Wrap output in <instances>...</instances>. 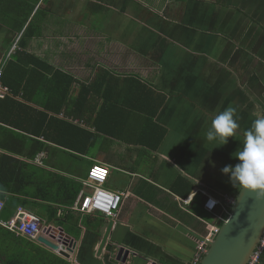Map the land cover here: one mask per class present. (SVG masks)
<instances>
[{"label": "crops", "instance_id": "obj_1", "mask_svg": "<svg viewBox=\"0 0 264 264\" xmlns=\"http://www.w3.org/2000/svg\"><path fill=\"white\" fill-rule=\"evenodd\" d=\"M91 1L101 2V4L107 5L108 9H116L119 17L124 18L127 22L134 21L139 23L143 26L144 31L132 32L130 29H127L126 32H122L118 28L120 30L117 31L118 34L113 35L109 32V29L115 26L114 23L109 28L107 26V29L103 31H97L96 29H92L95 26L89 30V27H87L89 25L82 21H76L79 19L78 17L71 19L73 16V12L71 11L77 5H80L78 7L80 8L83 4L87 5V2L91 3ZM168 1L169 3H167ZM39 5L46 9L49 8L50 11L44 14L43 19L38 20L39 30H44L42 31L43 33H36L32 36L26 44V50L37 54L43 59L45 57L52 65L61 66L77 76H92L99 66H104L119 73H138L137 71L123 70L124 68L118 71V67L107 60V49L113 45L116 48L122 46L118 42L125 44L122 49L116 50L118 54H128L136 48L137 51L133 53H139L146 58L149 57L153 61H157L155 59L160 55L156 47L159 46L158 43H161V41L167 46L174 40L173 43L175 45H173V48L176 49V54L182 53L177 48L179 45L178 31L182 27L186 29L184 33L186 37L189 36L186 49L189 51L190 57L195 58V51L200 52L201 43L204 38L222 36L219 35L218 31L220 27L217 26L222 24L220 21L223 19V14L229 9H236L235 6H231L229 0H135L130 3L126 2V0H47L39 2L35 10ZM71 5H73V9H71ZM59 8L65 9L68 12L63 14L56 12V9L58 10ZM78 8L75 12L80 11ZM236 10L238 11L236 15L241 12V14L248 16L249 20H255L252 14L245 13L239 7ZM90 12L93 13L94 11L90 9ZM154 12L158 13H155L156 19L147 17L150 14L153 15ZM131 14H134V16ZM51 16H60L64 20L63 28L46 29L49 26L48 23ZM180 17L182 19H179ZM170 19L175 20V22H170ZM184 19L185 21L182 22ZM146 21L147 23L145 24ZM73 23H76L78 32L70 30ZM170 24L179 27L178 30H169ZM162 25L166 28L164 33L169 31L163 40L157 38L162 36V33H159ZM0 37H4V42L3 38H0L3 42L1 43L0 41V69L2 70L10 54L15 52L20 35L16 37L15 32L0 23ZM193 37L194 39L200 37L196 40V46L193 42ZM156 39L160 41L157 42ZM81 40H90L91 42L94 40L96 52L100 55L105 53V55H102L103 59L97 60L96 58L88 57L83 61L79 60L77 51L70 50L69 43L72 45L74 43L75 49H77L76 46L80 45ZM63 46H66L71 51L70 55L64 54L63 50H66V48ZM142 47H147L148 49H143ZM209 49L210 47L204 51L210 52L208 54H210V57L211 55L213 57V52L216 50L213 48ZM57 52L62 53L65 58L61 62H56L59 64L53 62V58ZM74 54L77 55L74 57ZM176 54L172 50L168 51L169 56L175 57ZM183 60L184 58L182 57V60L179 62L181 64L186 63L182 67L185 69L186 75L177 77L178 84L175 88L179 93L175 95L170 90L175 88L171 85L169 89V87L165 86V82L160 79L161 76L157 71L159 67L155 62H152L153 71L149 74H138L150 79L155 88L166 93L168 98L178 96L175 97L174 101L179 99L183 102L192 96L189 91L192 88L194 89L197 83L202 82L195 70L197 64L193 62L194 59H190V62H183ZM136 67L138 68L139 65H136ZM174 112V109L172 112H169L168 108H163L158 115V119L160 115L165 116L167 113H170L169 116H172ZM178 120L179 118L177 117L176 121L169 125L160 120L168 127V132L165 140L156 152L149 151V154L141 153V146L131 147V145H127L121 141H113L107 145V149L101 150V154L98 156L83 155L88 163L89 161H98L108 166L109 176L105 184L106 187L114 191L126 193L116 218L108 219L98 213L82 214L70 207L71 211L80 213L77 220V225L80 229L78 234L74 229L75 226L71 225V221L67 225H61L54 222L44 223L41 219L39 234L34 238L18 234L0 224V264H152L153 262L155 264H190L194 258L199 241L212 226L219 224L216 216L204 209L205 196L201 193V190L215 196L214 188L219 187L223 183L225 185L226 182L223 181L224 179L219 180L217 177L215 178L217 179L215 182L212 177H208L205 162L210 157L216 158L220 160L218 164L221 169L223 165L225 166L230 162V159L224 157L226 155H221L220 151L219 153H211L209 150L211 149L210 144H214V142H207L205 136L201 138L202 143L197 144L200 147H196L192 141V134L190 135L189 133L188 123L185 122V126H183ZM28 136L34 137L33 135ZM35 138L43 142L45 147L34 157H31V154L26 155L28 154L26 150L33 145L27 141L25 144L26 149L22 153H15L2 148H0V152L46 170L51 169L50 165L52 162H59L57 156L66 157L65 150L62 147L48 142L42 137ZM200 150H205V157L199 154ZM226 161L228 162L226 163ZM79 166L78 169H80ZM56 167L57 172L67 174L64 166ZM87 170L84 169V174ZM70 172L72 171L69 169L68 173ZM179 175L185 176L193 182L192 189H190L184 199L171 190L172 184ZM77 179L80 180L82 177ZM222 181L223 183H221ZM238 189L239 187L233 189L230 186L228 189L225 188V191L220 193V195L218 194V196L227 195L229 192H233V190L237 192ZM15 195L26 196L22 194ZM11 198V194L2 190L0 191V200L4 203L0 220L5 222L15 214L18 206L24 207L22 204H18L16 207L15 202ZM194 205H197L201 211L210 214L213 220L215 219V223H206V220H203L192 212L191 206L193 207ZM26 210L31 212L28 209ZM175 210L183 211L184 214L188 213L193 221L198 219V227L194 228L192 225H187ZM220 212L219 207L215 211V214L217 215ZM102 219L106 221L102 222ZM110 220L113 221L112 228L105 245L98 253L100 241ZM85 223L91 224L86 225ZM67 226L70 227L67 228ZM60 230L63 231L64 236L61 235ZM68 235H70V239L74 240L75 243V246L70 249H68L70 244L63 245L61 240H58L60 236L66 237ZM39 236L45 237L59 246L58 249L54 250L44 245L38 240ZM112 246H116V248L124 247L125 250H129V254L124 261L115 260L117 249L111 254L110 247ZM59 250H62L64 253H60Z\"/></svg>", "mask_w": 264, "mask_h": 264}, {"label": "trees", "instance_id": "obj_2", "mask_svg": "<svg viewBox=\"0 0 264 264\" xmlns=\"http://www.w3.org/2000/svg\"><path fill=\"white\" fill-rule=\"evenodd\" d=\"M41 1L47 0H0V23L16 37L20 35L0 75L1 84L8 89L0 97V148L22 153L26 141L31 142L26 155L34 157L45 147L35 138L42 137L62 147L74 162L70 167L52 162L51 169L46 170L0 152V191L11 194L16 207L22 204L44 223L67 225L71 221L78 234L80 213L70 207L82 188L77 178L87 174L75 173H80V159L86 161L83 155L97 143L100 150H105L113 141L141 146V153L156 152L168 132L158 115L170 102L166 93L138 73H119L99 66L92 76H77L28 52V40L40 33L38 20L50 11L40 5L35 10ZM244 54L250 58L248 52ZM262 84L258 92L264 91ZM56 166H64L67 174L57 172ZM69 169L72 172L68 173ZM192 187V180L179 175L171 190L184 199ZM228 194L235 196L236 191ZM215 197L223 198L218 194ZM256 264H264V246Z\"/></svg>", "mask_w": 264, "mask_h": 264}, {"label": "rangeland", "instance_id": "obj_3", "mask_svg": "<svg viewBox=\"0 0 264 264\" xmlns=\"http://www.w3.org/2000/svg\"><path fill=\"white\" fill-rule=\"evenodd\" d=\"M132 1L135 0H126V2L129 3ZM167 3H169V1ZM229 3L231 6H235L236 9L239 7L245 13L252 14V17L255 20H249L250 18L244 14H241V12V15H236V12H238L236 9H229L223 14V19L220 21L222 24L217 26L220 27L218 32L219 35L222 36H211L208 39L204 38L203 42L201 43L200 52L195 51V58H191L189 51L186 49L189 36L186 37L184 34L186 29L183 27L178 31L179 45L177 47L179 51H182V53L179 52L176 54V49L173 48V45H175L173 43L174 40L167 46H165L164 42L161 41V43H158L159 46L156 47L157 52H160V55L157 56V59H155L157 61H153L149 57L146 58L144 55L139 53H133L134 51H137L136 48L131 53L118 54L116 50H120L125 46L123 42H118L122 46L119 48L114 47V45L109 47L107 49L108 55H106V57H108L107 60L110 63L118 67V71H121L124 68L123 70L137 71L141 74H149L151 71H153V66L151 65L152 62H155L159 67V70L157 71L161 76L160 79L165 82V86L169 87V89L171 88V85L173 88L176 87L178 84L177 77L186 75L185 69L182 68L184 65H186V63L181 64L179 62L182 60V57L184 58L183 62H190V59H194L193 62L197 64L195 70L197 71V75L201 78L202 82L197 83L194 86L195 88H192L191 91H189L192 96L181 103L176 100L174 101L175 97L178 96L169 98L170 103L169 107H167L168 111L172 112L174 109L175 112L172 114V116H169L170 113H167L165 116L160 115L159 119L164 121V123L167 125L174 123L177 117L179 118L178 121L181 123V125L183 124V126H185V122H187L189 133L190 135L192 134L193 137L192 141L195 143L196 147H200L197 144L202 143L201 138L205 136L208 127L211 125L212 119L218 113L224 111L225 108L229 106L234 107L236 109V116L234 119H236V122L238 123V128L235 131V135L230 137L228 144L222 147L212 149L214 144H210L211 149L209 150L211 153H219L220 151L222 153L221 155H226L224 157L230 159V162L226 161V163L228 162L227 164H235L237 163V160L232 156V153H234L238 147L242 146L245 133L251 128L252 122L257 118L264 117V91H257V87L264 83V0H229ZM79 6L80 5H77L76 8L71 11L73 12L71 19L78 17L79 19L76 21H82L89 25L87 26L89 27V30L95 26L92 29L103 31L104 29H107V26L109 28L111 24L114 23L115 26H112L109 29V32L113 35L118 34L117 31H120L118 28H120L122 32H126L127 29H130L132 32L144 31L142 25L134 21L127 22L124 18L119 17V13H117L116 9H108V6L101 4V2L91 1V3L87 2V5L83 4L82 7L78 8ZM77 8L80 10L79 12H75ZM59 9H56V12H60L61 14L68 12L65 9ZM71 9H73V5H71ZM90 9H92L94 12H90ZM155 13L157 12H154L153 15L150 14V16L147 17H153L156 19ZM131 15L134 16V14ZM80 17L82 18L80 19ZM179 19L182 18L180 17ZM183 21H185V19L182 20V22ZM63 23L64 20L61 19L60 16H51L50 22L48 23L49 26L46 29L51 30L63 28ZM146 23L147 21L145 24ZM75 25L76 23L71 24L70 30L78 32V27ZM138 25H140V27H138ZM178 28L179 27L171 24L170 27H168L169 30L173 29L174 31L178 30ZM164 30H166V28H164L162 25L161 30L159 31V33H162V36L157 38L163 40L164 36H166V34L169 32L167 31L164 33ZM42 31L44 30H39V32ZM0 38H3L4 42V37ZM197 39H194L193 37L195 46ZM0 41L3 43L2 40ZM156 41L159 42L160 40L156 39ZM69 45L70 50L77 51L78 55L74 54V57L77 55L78 59L81 61H83L85 58L87 59L88 57L101 60L103 59L102 55H105V53L100 55L96 52L94 40H92V42L90 40H81L80 45L76 46L77 49H75L74 43L73 45L69 43ZM63 47L66 48V50H63L64 54L70 55L71 51L68 50L66 46ZM208 47H210L209 50H211V48L216 50V53L213 52V57L212 55L210 57V54H208L210 52L204 51ZM138 48L141 49L140 47ZM143 49L148 48L146 47ZM78 50L83 53L79 52ZM169 50L174 51L176 56H169ZM245 51L249 53L250 58L244 54ZM64 59L65 58L63 54L57 52L53 58V62H61ZM136 65H139V67L137 68ZM250 74L251 77L246 80V77ZM170 90L174 93V95L179 93V91H176V88ZM100 154L101 150L99 149L97 143V145L90 150L88 155L98 156ZM199 154L202 157L206 156L205 150H200ZM57 157L59 163H66L69 167L72 166L74 162L72 159L65 156ZM218 163H220V160H217L213 157H210L205 162V168L208 177H212L213 181L215 182L217 181V179H215L216 177L219 178V180L224 179L223 181H226L225 185L222 181L221 183L223 184H220L219 187L214 188V192L216 194L224 192L225 188L228 189V187L231 186V184L228 182V178H225L226 176L221 173L220 165ZM79 165H81L79 167L81 169L80 174L82 175L84 174V169L87 170L89 168V163L83 159H80ZM75 173L78 174L77 171H75ZM175 211L187 225H192L194 228L198 227V219L193 221L192 217H190L188 213L184 214L183 211ZM191 211L200 216L203 220H206V223H215V219L213 220V217L210 214L201 211L197 205H194L193 207L191 206ZM101 221L105 222L106 220L102 219Z\"/></svg>", "mask_w": 264, "mask_h": 264}, {"label": "water", "instance_id": "obj_4", "mask_svg": "<svg viewBox=\"0 0 264 264\" xmlns=\"http://www.w3.org/2000/svg\"><path fill=\"white\" fill-rule=\"evenodd\" d=\"M112 225L113 221L110 220L100 241L98 253L105 245ZM60 233L64 236L63 231L60 230ZM263 237L264 191L239 187L230 205L229 215L221 222L213 239L207 244L199 264H248ZM38 240L54 250L59 247L45 237L39 236ZM58 240H61L63 245L70 244L68 249L75 246L70 235L60 236ZM110 248L111 254L117 249L115 260L124 261L129 253L124 247ZM59 252L64 253L62 250Z\"/></svg>", "mask_w": 264, "mask_h": 264}, {"label": "built area", "instance_id": "obj_5", "mask_svg": "<svg viewBox=\"0 0 264 264\" xmlns=\"http://www.w3.org/2000/svg\"><path fill=\"white\" fill-rule=\"evenodd\" d=\"M2 70L0 69V75ZM8 93L7 87L3 86L0 81V97L5 96ZM109 176V168L105 163L98 161L92 162L87 170L86 177L81 179L82 188L72 206V209L82 214L99 213L103 217L108 219L116 218L123 198L126 193L123 191H114L105 186L107 178ZM201 193L205 196L203 207L222 222L229 215L230 205L233 203L234 198L230 195H224L222 199H219L211 194H208L204 190ZM209 197H213L217 203L214 208L209 211L205 207V202ZM4 203L0 200V213L3 209ZM220 207L221 212L215 214L217 208ZM40 218L38 215L27 211L24 207L18 206L15 214L8 221H1L0 224L8 229L24 235L29 238H34L40 231ZM218 230V225H214L206 233V235L197 244L196 252L192 260L193 264H199L201 258L204 255L207 244L213 239L215 232ZM264 246V237L258 245L251 261L248 264H256L258 262L259 253Z\"/></svg>", "mask_w": 264, "mask_h": 264}, {"label": "clouds", "instance_id": "obj_6", "mask_svg": "<svg viewBox=\"0 0 264 264\" xmlns=\"http://www.w3.org/2000/svg\"><path fill=\"white\" fill-rule=\"evenodd\" d=\"M235 116L236 109L229 106L212 119L205 133L207 142H215L212 149L228 144L229 138L235 135L238 128ZM232 156L237 163L226 164L220 169L221 173L227 176L231 186L264 191V117L252 122L251 128L245 133L242 146L238 147ZM216 203L213 197H209L205 207L211 211Z\"/></svg>", "mask_w": 264, "mask_h": 264}, {"label": "flooded vegetation", "instance_id": "obj_7", "mask_svg": "<svg viewBox=\"0 0 264 264\" xmlns=\"http://www.w3.org/2000/svg\"><path fill=\"white\" fill-rule=\"evenodd\" d=\"M128 252H129V250H128ZM129 254V253H128Z\"/></svg>", "mask_w": 264, "mask_h": 264}]
</instances>
